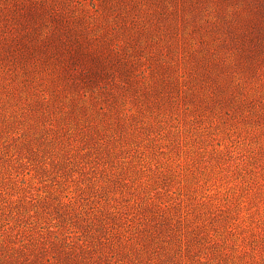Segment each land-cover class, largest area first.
Here are the masks:
<instances>
[{
  "label": "rangeland",
  "instance_id": "rangeland-1",
  "mask_svg": "<svg viewBox=\"0 0 264 264\" xmlns=\"http://www.w3.org/2000/svg\"><path fill=\"white\" fill-rule=\"evenodd\" d=\"M15 2L0 264H264V0Z\"/></svg>",
  "mask_w": 264,
  "mask_h": 264
},
{
  "label": "trees",
  "instance_id": "trees-1",
  "mask_svg": "<svg viewBox=\"0 0 264 264\" xmlns=\"http://www.w3.org/2000/svg\"><path fill=\"white\" fill-rule=\"evenodd\" d=\"M10 1H16V0H10ZM44 1H46V0H44ZM57 1V2H63V3H66V4H69L68 2H69V0H53V3H51V5L52 6H54V3ZM78 2H79V4H80V6H81V9L83 10V11H87V8H86V5H85V0H78ZM16 3V2H15ZM14 3V4H15ZM94 5V4H93ZM96 7V6H95ZM3 9V8H2ZM95 11H98V8L97 9H94ZM99 14V13H98ZM97 14V15H98ZM106 33H108V30H105L103 33H102V36H104ZM117 45L118 44H115V46L113 47L114 49H116L117 48ZM140 74L142 75V76H144V77H146V73H145V71L143 70V71H140Z\"/></svg>",
  "mask_w": 264,
  "mask_h": 264
}]
</instances>
